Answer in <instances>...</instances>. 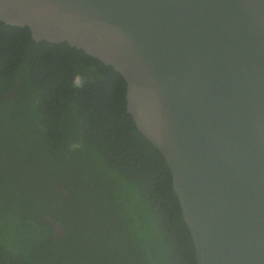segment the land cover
I'll use <instances>...</instances> for the list:
<instances>
[{"label":"water","instance_id":"95a60500","mask_svg":"<svg viewBox=\"0 0 264 264\" xmlns=\"http://www.w3.org/2000/svg\"><path fill=\"white\" fill-rule=\"evenodd\" d=\"M0 20L120 72L197 264H264V0H0Z\"/></svg>","mask_w":264,"mask_h":264},{"label":"trees","instance_id":"16d2710c","mask_svg":"<svg viewBox=\"0 0 264 264\" xmlns=\"http://www.w3.org/2000/svg\"><path fill=\"white\" fill-rule=\"evenodd\" d=\"M126 103L113 66L0 20V264H197L169 164Z\"/></svg>","mask_w":264,"mask_h":264},{"label":"clouds","instance_id":"9594fccd","mask_svg":"<svg viewBox=\"0 0 264 264\" xmlns=\"http://www.w3.org/2000/svg\"><path fill=\"white\" fill-rule=\"evenodd\" d=\"M84 83H85L84 77L81 76L80 74H76L73 77L72 84H73L74 87L82 88V87H84ZM75 146L76 145H73V147H75ZM57 233H59V232H57Z\"/></svg>","mask_w":264,"mask_h":264},{"label":"flooded vegetation","instance_id":"af4514ba","mask_svg":"<svg viewBox=\"0 0 264 264\" xmlns=\"http://www.w3.org/2000/svg\"><path fill=\"white\" fill-rule=\"evenodd\" d=\"M28 27H29V26H28ZM30 30H31V29H30ZM66 34H67L71 39H75V35H76L77 33H76L74 36L70 35L69 32L66 33ZM86 40H87V39H86ZM61 42H62V41H61Z\"/></svg>","mask_w":264,"mask_h":264}]
</instances>
